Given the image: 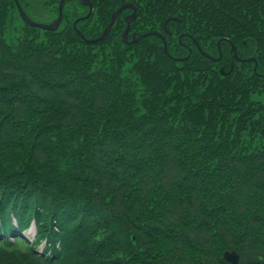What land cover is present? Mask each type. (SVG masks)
Masks as SVG:
<instances>
[{
	"label": "trees",
	"instance_id": "trees-1",
	"mask_svg": "<svg viewBox=\"0 0 264 264\" xmlns=\"http://www.w3.org/2000/svg\"><path fill=\"white\" fill-rule=\"evenodd\" d=\"M90 1L86 39L129 3L169 55L132 9L88 43L81 0H0V264H264V0Z\"/></svg>",
	"mask_w": 264,
	"mask_h": 264
},
{
	"label": "water",
	"instance_id": "water-1",
	"mask_svg": "<svg viewBox=\"0 0 264 264\" xmlns=\"http://www.w3.org/2000/svg\"><path fill=\"white\" fill-rule=\"evenodd\" d=\"M15 3H16V6L18 8V11L20 13V16L21 18L27 23L29 24L30 26H33V27H37V28H40V29H43V30H49V31H56L58 30V28L60 27L61 23H62V17H63V10H64V7H65V3L67 0H61L60 3H59V8H58V11H59V15L57 17V19H55L53 22L51 23H38L36 22L35 20H33L24 10L23 6L21 5L20 1L19 0H14ZM83 5L84 6H87L89 7V13L85 16V17H82V18H79L77 19L75 22H74V29L75 31L77 32V34L82 38L84 39L86 42L88 43H97L99 41H104L110 34V31L112 29V27L114 26L115 22H116V19L118 18V16L126 9H132L133 10V13L130 14L127 18H126V21H127V27L123 33V39H124V42L126 44L128 43H136L137 41L143 39V38H146L148 36H159L162 41H163V46H164V51L167 55H169V50H168V46H167V41L166 39L160 35V34H157V33H147V34H144V35H140V36H133V40L131 42H129L128 40V36H129V33H130V29H131V25L132 23L136 20V9H135V6L133 4H129V3H125L123 5H121L113 14H112V17H111V21L109 23V25L105 28V30L103 31V34L101 37L97 38V39H86L84 37V35L82 34V32L78 29L77 27V24L79 23V21L81 20H84V19H87L89 18L92 14H93V6H92V3L90 0H81ZM169 33V32H168ZM169 35L171 36V33H169ZM196 43V42H195ZM196 46L198 48V50L204 55L206 56L207 58L211 59L212 61L214 62H217L219 61L221 58H222V51H221V47H220V43L218 44V49H219V57L218 58H213L212 56H210L209 54L205 53L202 48L200 47L199 44L196 43ZM232 52H233V55H234V59L237 60V61H242V62H254L255 64V67H254V71L256 72L257 70V60L254 58V57H251V58H247V59H240L238 54H237V50H236V47L234 45H232ZM191 55V50H190V53L187 57L185 58H179L177 60L179 61H186L188 60V58L190 57ZM233 67V66H232ZM222 74H225L224 73V69L222 68L221 70ZM258 76L260 77H264V75H261V74H258ZM224 259L229 262L230 264H239V261H240V256L237 252L235 251H226L224 253Z\"/></svg>",
	"mask_w": 264,
	"mask_h": 264
},
{
	"label": "rangeland",
	"instance_id": "rangeland-1",
	"mask_svg": "<svg viewBox=\"0 0 264 264\" xmlns=\"http://www.w3.org/2000/svg\"><path fill=\"white\" fill-rule=\"evenodd\" d=\"M45 2H46L45 0H41V1H38V2H35V3H32L29 6L30 7L29 14L33 17L32 19L35 20L38 23H47L48 19L54 17L48 11H45V9H44ZM21 24H22L21 20L20 19L19 20L16 19V25L21 26ZM232 45L233 44H231V47H232ZM257 66H258V62H257ZM262 98L264 99V95H263Z\"/></svg>",
	"mask_w": 264,
	"mask_h": 264
},
{
	"label": "bare ground",
	"instance_id": "bare-ground-1",
	"mask_svg": "<svg viewBox=\"0 0 264 264\" xmlns=\"http://www.w3.org/2000/svg\"><path fill=\"white\" fill-rule=\"evenodd\" d=\"M35 227L33 226L32 229H34Z\"/></svg>",
	"mask_w": 264,
	"mask_h": 264
}]
</instances>
